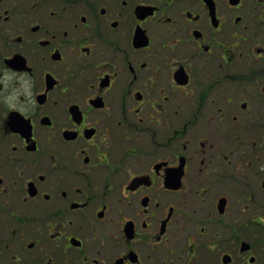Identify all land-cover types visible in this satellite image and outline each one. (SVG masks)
<instances>
[{
	"label": "flooded vegetation",
	"instance_id": "af4514ba",
	"mask_svg": "<svg viewBox=\"0 0 264 264\" xmlns=\"http://www.w3.org/2000/svg\"><path fill=\"white\" fill-rule=\"evenodd\" d=\"M5 71L0 264H264V0H0Z\"/></svg>",
	"mask_w": 264,
	"mask_h": 264
},
{
	"label": "clouds",
	"instance_id": "9594fccd",
	"mask_svg": "<svg viewBox=\"0 0 264 264\" xmlns=\"http://www.w3.org/2000/svg\"><path fill=\"white\" fill-rule=\"evenodd\" d=\"M14 76L15 73L5 71L4 75L0 77V81L4 83L6 89L8 88ZM20 81L21 82L18 87L12 88V90L7 95L4 96L5 103L11 107L17 106L18 98L21 94L27 97V104L35 103L34 96L31 90L32 85L30 80L21 77ZM25 110H27L26 106H25Z\"/></svg>",
	"mask_w": 264,
	"mask_h": 264
}]
</instances>
